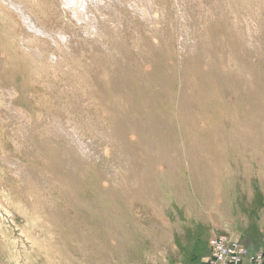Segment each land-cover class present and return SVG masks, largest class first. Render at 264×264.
Segmentation results:
<instances>
[{
    "label": "rangeland",
    "instance_id": "obj_1",
    "mask_svg": "<svg viewBox=\"0 0 264 264\" xmlns=\"http://www.w3.org/2000/svg\"><path fill=\"white\" fill-rule=\"evenodd\" d=\"M22 1L29 31L0 1V264H196L230 199L263 208L264 0Z\"/></svg>",
    "mask_w": 264,
    "mask_h": 264
},
{
    "label": "crops",
    "instance_id": "obj_2",
    "mask_svg": "<svg viewBox=\"0 0 264 264\" xmlns=\"http://www.w3.org/2000/svg\"><path fill=\"white\" fill-rule=\"evenodd\" d=\"M2 10V9H1ZM13 16H6L3 14V11H0V21L10 20L11 25L15 28L17 23L16 19H11ZM9 18V19H7ZM19 18H17L18 20ZM13 39L11 40V43L17 44L15 37L11 36ZM21 37V35H20ZM19 37V41H20ZM18 38V37H17ZM7 39L4 38L0 33V51L2 50L3 46L7 44ZM14 49V48H13ZM246 190V189H244ZM253 192L251 191H245L242 195H240V198L238 199L237 196L233 198V203L231 201L228 202L229 208L231 213H229L228 218L225 220L227 221V227L225 228V232H216L218 229L211 230V233H207L206 238L204 233L198 234L195 240L201 239L198 241L196 248L197 260L198 262L196 264H205V260L210 255V240L217 235L225 234L228 235L234 239H237L241 242L243 246H245L248 249V254L246 257L247 261H250V258L252 255H256L259 253L263 254V261H264V204L259 205L258 207H263L262 209L258 210L256 214L253 215V208L252 203L253 201ZM246 196V202L243 203L241 197ZM229 201V200H226ZM216 205H223V203L217 202ZM257 208V207H256ZM225 219V218H224ZM186 226L184 227V229ZM181 236H185V239H187V235L184 233V230L179 233ZM185 234V235H184ZM205 240V241H204ZM177 241V239H175ZM190 242V241H189ZM192 242V241H191ZM184 244L183 241H178L173 243V247L171 248V252L174 251L175 254L181 251V246ZM191 250V249H190ZM181 262H173V258L170 257V260L168 264H187L189 259H185L183 256L181 257ZM191 261L188 262L190 264Z\"/></svg>",
    "mask_w": 264,
    "mask_h": 264
},
{
    "label": "built area",
    "instance_id": "obj_3",
    "mask_svg": "<svg viewBox=\"0 0 264 264\" xmlns=\"http://www.w3.org/2000/svg\"><path fill=\"white\" fill-rule=\"evenodd\" d=\"M248 250L227 235H217L210 240V255L205 264H264L263 254L251 256L246 260Z\"/></svg>",
    "mask_w": 264,
    "mask_h": 264
},
{
    "label": "bare ground",
    "instance_id": "obj_4",
    "mask_svg": "<svg viewBox=\"0 0 264 264\" xmlns=\"http://www.w3.org/2000/svg\"><path fill=\"white\" fill-rule=\"evenodd\" d=\"M1 2H3V4H7V5H9L13 10L14 9H16L17 11H18V14H20L21 16V18L24 20V22H25V24H26V28H27V30L29 31V29H31V28H36V25H35V23L32 21V20H34L33 19V17H32V15L35 17V14L36 13H33V14H31V12H32V10H30L31 12H30V14L31 15H29V13L27 14V11L26 12H24V6H23V8L22 7H20L19 5H18V3H16L17 2V0H16V2H15V0H0ZM27 1V0H26ZM78 1V0H77ZM80 1V0H79ZM86 1V0H85ZM23 3L25 2V0L24 1H22ZM64 3V2H63ZM78 3V2H77ZM20 4H21V2H20ZM26 4V3H25ZM24 4V5H25ZM76 5V4H75ZM79 5H80V2H79ZM27 7V6H26ZM64 7V6H63ZM76 7V6H75ZM74 7V8H75ZM79 7V6H78ZM80 7H81V5H80ZM79 7V8H80ZM70 8H72L71 6L68 8V9H70ZM78 8V9H79ZM86 8V7H85ZM27 9V8H26ZM30 9V8H29ZM77 9V8H76ZM76 9H75V11H76ZM81 9V8H80ZM71 10V9H70ZM73 10V9H72ZM86 10V9H85ZM84 11V10H83ZM87 11V10H86ZM80 12V11H79ZM85 12V11H84ZM88 12V11H87ZM77 14L76 15H78V12H76ZM81 13V12H80ZM82 14V13H81ZM80 14V15H81ZM84 14V13H83ZM85 14L87 15V13L85 12ZM85 14H84V16H85ZM80 15H78V17L80 18ZM74 16V15H73ZM82 16V15H81ZM87 17V16H86ZM88 18V17H87ZM82 18H80V20H81ZM85 19V18H84ZM84 19H83V21H84ZM93 18H91L90 19V21L88 22V23H84L85 25H83L84 27H85V31H87L88 30V32H89V30H92V31H95V28H96V22H94L93 20H92ZM79 20V21H80ZM82 21V22H83ZM82 22H79V23H82ZM83 27V28H84ZM92 27H93V29H92ZM99 36L100 37H102V32H100L99 33ZM25 37V36H24ZM26 38V37H25ZM24 38V39H25ZM23 39V40H24ZM22 40V39H21ZM27 40H28V38H27ZM26 40V41H27ZM30 42H31V40H30ZM29 41L27 42V45H29V44H31ZM26 43V42H25ZM25 43H23L22 42V44H25ZM29 43V44H28ZM30 48V47H29ZM25 49V48H24Z\"/></svg>",
    "mask_w": 264,
    "mask_h": 264
}]
</instances>
